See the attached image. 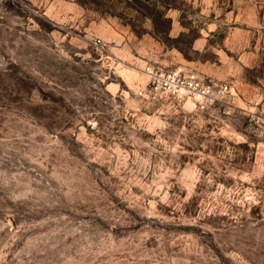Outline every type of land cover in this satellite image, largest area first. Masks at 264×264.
I'll use <instances>...</instances> for the list:
<instances>
[{
  "label": "rangeland",
  "instance_id": "374dc122",
  "mask_svg": "<svg viewBox=\"0 0 264 264\" xmlns=\"http://www.w3.org/2000/svg\"><path fill=\"white\" fill-rule=\"evenodd\" d=\"M0 264H264V0H0Z\"/></svg>",
  "mask_w": 264,
  "mask_h": 264
}]
</instances>
